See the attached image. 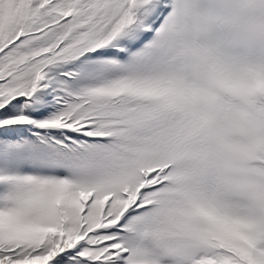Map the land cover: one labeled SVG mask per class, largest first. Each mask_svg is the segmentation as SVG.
Segmentation results:
<instances>
[{
	"label": "snow or ice",
	"instance_id": "1",
	"mask_svg": "<svg viewBox=\"0 0 264 264\" xmlns=\"http://www.w3.org/2000/svg\"><path fill=\"white\" fill-rule=\"evenodd\" d=\"M0 264H264V0H0Z\"/></svg>",
	"mask_w": 264,
	"mask_h": 264
}]
</instances>
